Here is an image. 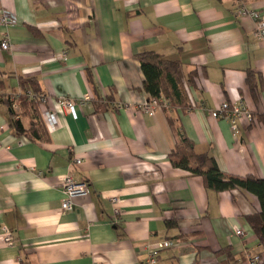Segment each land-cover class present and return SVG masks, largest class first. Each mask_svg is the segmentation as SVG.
<instances>
[{
    "label": "crops",
    "instance_id": "crops-1",
    "mask_svg": "<svg viewBox=\"0 0 264 264\" xmlns=\"http://www.w3.org/2000/svg\"><path fill=\"white\" fill-rule=\"evenodd\" d=\"M235 2L0 0V13L16 19L0 21L11 46L0 48V233L9 228L15 241L0 242V264H145L146 245L161 240L175 246L158 264H264L247 220L261 211L257 198L207 189L169 159L183 135L224 175L264 180V40L234 15ZM242 2L264 14V0ZM143 52L179 63L188 106L149 96ZM29 79L46 98L39 141L10 125L12 112L25 130L33 121L31 109L8 104ZM63 97L76 103V119ZM153 100V114L144 111ZM223 102L251 112L235 136L211 116ZM65 174L88 182L70 211L61 210Z\"/></svg>",
    "mask_w": 264,
    "mask_h": 264
},
{
    "label": "trees",
    "instance_id": "trees-1",
    "mask_svg": "<svg viewBox=\"0 0 264 264\" xmlns=\"http://www.w3.org/2000/svg\"><path fill=\"white\" fill-rule=\"evenodd\" d=\"M137 58L145 77L143 88L149 96L158 98L160 94L164 92L163 94L170 104L176 101L182 104L186 103V106H188L187 99L181 94L182 87L178 74L179 63L164 60L159 55L152 52L140 53ZM251 76L254 75L249 72L247 75L248 84H250ZM256 76L260 81L261 77L259 75ZM164 83L167 85L169 91L165 89ZM20 85L22 92H24L23 95H21L18 98L19 100L16 101H13L10 98L8 104L11 110L14 102H17V107L23 110L25 109L27 111L28 109H31L34 113L33 121L31 122L30 127L25 130L22 122L14 118L18 113L12 112L13 119L11 120L10 125L17 134H26L33 141L46 139L45 125L37 112V105L39 103L35 100L29 99L26 94L27 91L39 94L40 90L32 79L20 80ZM169 124L176 133L179 134V131L174 127V123L169 120ZM178 136L179 140L175 149L169 154V159L173 167L200 176L203 179L205 187L215 192L239 189L246 191L257 198L261 211L260 213L248 217L247 220L264 251V180L251 176L235 177L224 175L210 155L195 153L192 143L183 135ZM171 225L173 224L170 222L167 223V226Z\"/></svg>",
    "mask_w": 264,
    "mask_h": 264
},
{
    "label": "built area",
    "instance_id": "built-area-1",
    "mask_svg": "<svg viewBox=\"0 0 264 264\" xmlns=\"http://www.w3.org/2000/svg\"><path fill=\"white\" fill-rule=\"evenodd\" d=\"M236 5L234 8V15L238 17H247L254 23V30L255 36L261 40H264V14L259 13L254 9H248L242 0H235ZM0 21L3 24H15L16 19L15 17L6 11H1L0 13ZM0 48L3 51H9L11 49L10 43L7 38H4L0 41ZM27 96L31 100L37 101L39 104H43L46 102V98L43 94H34L31 91L26 92ZM87 98V97H86ZM14 101V99H12ZM81 101L83 104L84 101ZM59 104L62 106L64 111L70 114L74 119L77 117L76 111V103L68 98H61ZM156 101L146 102L143 104L144 111H148L149 113L153 114V107L155 106ZM13 107H17L16 103H13ZM42 118L46 125L48 124V113L43 110L42 111ZM17 116V115H16ZM211 116L214 118H222L229 121L231 130L233 131L234 136L236 135L237 130V123L241 119H246L251 121L252 115L251 112L242 104L239 103L237 106L230 105L227 102H223L217 109H214L211 112ZM0 129L2 127L0 126ZM81 163L80 160H75V164L79 165ZM61 190H62V201H61V210L63 211H70L73 209V199L77 197H85L88 195V182L84 180H75L71 174H65L61 180ZM235 235L243 236V231L239 228L235 229ZM0 242L6 246H13L14 245V237L11 230L7 227L1 228L0 233ZM175 246V242L172 240H161L157 241L153 244L146 245L145 252H146V259L145 264H158V258L160 251L164 249H170ZM258 259L255 258L253 261H257Z\"/></svg>",
    "mask_w": 264,
    "mask_h": 264
}]
</instances>
